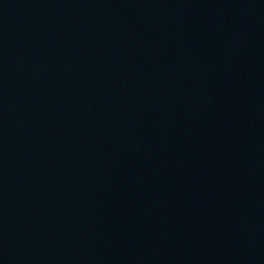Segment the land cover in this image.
Returning a JSON list of instances; mask_svg holds the SVG:
<instances>
[{
    "label": "water",
    "instance_id": "95a60500",
    "mask_svg": "<svg viewBox=\"0 0 264 264\" xmlns=\"http://www.w3.org/2000/svg\"><path fill=\"white\" fill-rule=\"evenodd\" d=\"M0 264H264V0H0Z\"/></svg>",
    "mask_w": 264,
    "mask_h": 264
}]
</instances>
